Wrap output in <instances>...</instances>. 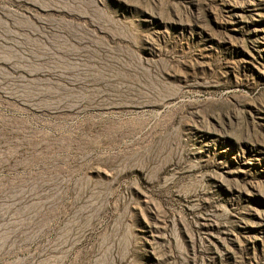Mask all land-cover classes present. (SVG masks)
I'll return each mask as SVG.
<instances>
[{
  "label": "rangeland",
  "instance_id": "374dc122",
  "mask_svg": "<svg viewBox=\"0 0 264 264\" xmlns=\"http://www.w3.org/2000/svg\"><path fill=\"white\" fill-rule=\"evenodd\" d=\"M0 264H264V0H0Z\"/></svg>",
  "mask_w": 264,
  "mask_h": 264
}]
</instances>
